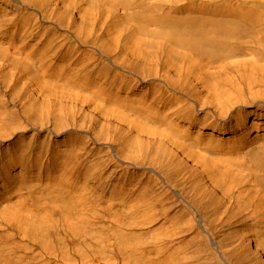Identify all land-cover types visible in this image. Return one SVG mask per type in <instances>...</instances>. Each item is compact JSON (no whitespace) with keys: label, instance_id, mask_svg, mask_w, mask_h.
I'll use <instances>...</instances> for the list:
<instances>
[{"label":"bare ground","instance_id":"obj_1","mask_svg":"<svg viewBox=\"0 0 264 264\" xmlns=\"http://www.w3.org/2000/svg\"><path fill=\"white\" fill-rule=\"evenodd\" d=\"M105 254L264 264V0H0V264Z\"/></svg>","mask_w":264,"mask_h":264},{"label":"rangeland","instance_id":"obj_2","mask_svg":"<svg viewBox=\"0 0 264 264\" xmlns=\"http://www.w3.org/2000/svg\"><path fill=\"white\" fill-rule=\"evenodd\" d=\"M166 206H167V207H168V206L170 207V208H169V207L167 208L168 210H169V209H170V210H174V206H173V208H172V205H171V206H170V205H165V207H166ZM216 236H218V234H217ZM28 249H29V248H28ZM106 255H108V254H105V256H106ZM105 256H104V258L102 257L103 260H102V259L100 260V264H104V263H101V261H102V262H105V264H106V263H109V264L111 263V264H112V263L114 262V260H117V259H118V260H117L118 262L115 261V263H113V264H116V263H117V264H120V260H119V258L115 257L114 255H109V256H110V260H112V262H111V261L108 262V261H109V256H106V257H108V259L105 258ZM111 257H112V258H111ZM113 257H114L115 259H114ZM116 258H117V259H116ZM104 260H106V261H104ZM74 264H78V263H77V262H74Z\"/></svg>","mask_w":264,"mask_h":264}]
</instances>
